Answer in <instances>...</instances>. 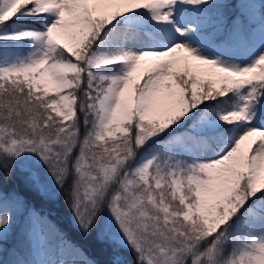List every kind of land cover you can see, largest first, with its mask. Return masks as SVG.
<instances>
[{
  "label": "snow or ice",
  "instance_id": "1",
  "mask_svg": "<svg viewBox=\"0 0 264 264\" xmlns=\"http://www.w3.org/2000/svg\"><path fill=\"white\" fill-rule=\"evenodd\" d=\"M83 240L264 264V0H0V264Z\"/></svg>",
  "mask_w": 264,
  "mask_h": 264
},
{
  "label": "trees",
  "instance_id": "2",
  "mask_svg": "<svg viewBox=\"0 0 264 264\" xmlns=\"http://www.w3.org/2000/svg\"><path fill=\"white\" fill-rule=\"evenodd\" d=\"M10 188H17L21 193L28 196L29 199L43 212H51L53 215H58L60 221L66 222L67 217L59 211L60 205L59 204H51L43 201L38 195L30 192L28 188L24 185L23 180L21 177L14 178L13 181L9 183ZM15 243L14 239H10L8 243L5 245L6 248H11L12 245ZM88 255L90 258L96 260L98 264H107L108 260V253L105 249V246L93 241V240H83L82 241ZM5 257L7 256V253L4 254ZM129 259L131 257L129 256Z\"/></svg>",
  "mask_w": 264,
  "mask_h": 264
}]
</instances>
